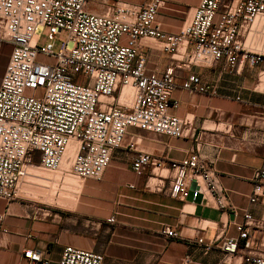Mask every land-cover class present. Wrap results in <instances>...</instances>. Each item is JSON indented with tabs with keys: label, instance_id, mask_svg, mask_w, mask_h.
I'll return each mask as SVG.
<instances>
[{
	"label": "built area",
	"instance_id": "2783aa9c",
	"mask_svg": "<svg viewBox=\"0 0 264 264\" xmlns=\"http://www.w3.org/2000/svg\"><path fill=\"white\" fill-rule=\"evenodd\" d=\"M107 1L0 0V52L5 42L11 46L0 82L1 199L21 197L19 184L30 177L29 165L51 172L63 170L79 179H101L129 127L171 137L188 135L189 119L169 110L177 105L172 93L180 70L213 66L223 59L229 70L237 71L241 61L253 66L264 61V51L249 41L253 33L264 34V26L256 27L257 20L264 18V0H200L175 34L163 32L157 22L162 0L141 6L117 2L113 12L105 13L89 9L90 3ZM45 28L48 42L40 45ZM63 30L68 31L67 40L55 52V40ZM144 38L158 39L171 54L163 72L148 70L147 56L140 49ZM125 88L132 94L121 104ZM182 88L216 92L195 72L183 81ZM71 141L75 152L68 167L62 169ZM148 166L152 174L146 188L161 190L165 184L159 185L153 177L165 170L170 178L165 189L171 197L185 200L192 190L194 199L203 195L205 205L238 215L214 166L201 157L199 147L177 161L165 162L143 152L133 160L139 175ZM252 181L250 201L256 203L264 198V163L255 169ZM38 209L50 213L44 207ZM107 221L115 223L116 218ZM234 223L237 236L217 234L205 249L220 247L225 262L241 254L247 264H264V233L258 238L253 232L264 230V217L246 212ZM3 231L6 229L0 234ZM162 232L168 238L179 236L171 227ZM198 242L203 243L204 238ZM24 255L31 264H48L44 251L28 249ZM104 261L101 252L68 245L58 264Z\"/></svg>",
	"mask_w": 264,
	"mask_h": 264
},
{
	"label": "crops",
	"instance_id": "0c3cea01",
	"mask_svg": "<svg viewBox=\"0 0 264 264\" xmlns=\"http://www.w3.org/2000/svg\"><path fill=\"white\" fill-rule=\"evenodd\" d=\"M150 1L109 0L90 3L89 9L113 12L117 2L141 6ZM162 1L157 22L163 32L175 34L200 0ZM257 26L258 30L264 26V18L257 20ZM255 34L249 40L252 44ZM140 49L147 56L149 71L161 73L172 60L156 38L142 39ZM2 51L0 82L9 60L2 56L11 51L10 44L5 42ZM191 72L216 92L182 88ZM126 95H131L129 88L120 97L121 104ZM172 102L177 105L170 107V113L189 119L188 135L171 137L129 127L102 178L80 179L76 184L74 202L55 203L47 214L38 209L40 201L0 198V231L6 229L0 234V264H31L24 255L28 249L44 251L48 264H58L68 245L103 253V264H247L241 254L225 262L220 247L207 251L205 245L217 234L237 236L234 221L242 220L246 212L264 217V198L250 201L253 173L264 163V61L255 66L241 61L237 71L229 70L223 59L213 66L180 70ZM197 147L201 157L214 166L238 215L205 205L203 195L194 199L192 190L185 200L171 197L165 189L170 181L165 170L153 177L165 186L148 189L145 184L152 167L141 175L133 169L134 158L142 152L169 162L187 157ZM29 168L27 176L37 175L34 166ZM111 216L115 223L107 221ZM165 227L176 229L179 236L168 238L162 232ZM253 232L260 238L264 230ZM200 237L203 243L198 242Z\"/></svg>",
	"mask_w": 264,
	"mask_h": 264
},
{
	"label": "rangeland",
	"instance_id": "374dc122",
	"mask_svg": "<svg viewBox=\"0 0 264 264\" xmlns=\"http://www.w3.org/2000/svg\"><path fill=\"white\" fill-rule=\"evenodd\" d=\"M256 27L257 24H256ZM48 28L43 30L40 45H45L48 42ZM68 31L63 30L57 36L55 40L54 51L57 52L60 50L63 42L67 40ZM256 42H253L254 47L256 49H260L264 51V37L259 32H256L255 37ZM1 51L0 53H3ZM11 52V51H10ZM10 52H6L5 58L9 59ZM123 102V101H122ZM38 164V162H36ZM40 166V165H37ZM33 168V167H31ZM34 169V168H33ZM30 170L29 166H27V173ZM35 173L37 176H30L28 178H23L21 183L19 184V194L24 199L28 201L37 200L40 201L38 204L44 209L53 210V205L55 203H59L60 201L66 202L68 205L71 202L75 201L76 198V184L80 183V179L74 175L64 173L62 170L51 172L42 167L35 168ZM42 201V202H41ZM50 201V202H49ZM46 213V212H45Z\"/></svg>",
	"mask_w": 264,
	"mask_h": 264
},
{
	"label": "bare ground",
	"instance_id": "6f19581e",
	"mask_svg": "<svg viewBox=\"0 0 264 264\" xmlns=\"http://www.w3.org/2000/svg\"><path fill=\"white\" fill-rule=\"evenodd\" d=\"M253 35H254V33H253ZM251 37H252V36H251ZM125 89H126V88H125ZM125 89H124V90H125ZM131 94H132V92H131ZM74 152H75V144H74L73 141H71V144H70V146H69V150H68L66 156L64 157V160H63V163H62V167H61L62 169L68 167L69 158H70V156L73 155Z\"/></svg>",
	"mask_w": 264,
	"mask_h": 264
},
{
	"label": "water",
	"instance_id": "95a60500",
	"mask_svg": "<svg viewBox=\"0 0 264 264\" xmlns=\"http://www.w3.org/2000/svg\"><path fill=\"white\" fill-rule=\"evenodd\" d=\"M231 217H233V214H231Z\"/></svg>",
	"mask_w": 264,
	"mask_h": 264
}]
</instances>
